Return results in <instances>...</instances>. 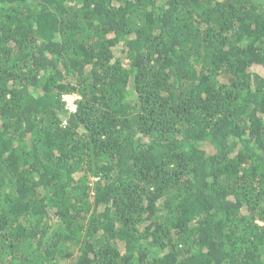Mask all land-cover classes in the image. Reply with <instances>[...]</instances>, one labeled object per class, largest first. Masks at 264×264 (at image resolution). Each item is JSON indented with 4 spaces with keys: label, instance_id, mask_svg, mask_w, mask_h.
I'll return each mask as SVG.
<instances>
[{
    "label": "trees",
    "instance_id": "obj_1",
    "mask_svg": "<svg viewBox=\"0 0 264 264\" xmlns=\"http://www.w3.org/2000/svg\"><path fill=\"white\" fill-rule=\"evenodd\" d=\"M0 264H264V0H0Z\"/></svg>",
    "mask_w": 264,
    "mask_h": 264
},
{
    "label": "built area",
    "instance_id": "obj_2",
    "mask_svg": "<svg viewBox=\"0 0 264 264\" xmlns=\"http://www.w3.org/2000/svg\"><path fill=\"white\" fill-rule=\"evenodd\" d=\"M79 98L80 97H78V96H65L64 102H66V105L70 110H74V109H76V106H77L76 103H77Z\"/></svg>",
    "mask_w": 264,
    "mask_h": 264
}]
</instances>
